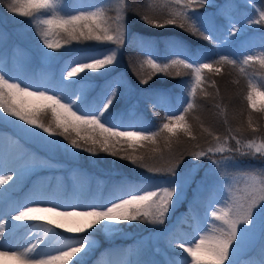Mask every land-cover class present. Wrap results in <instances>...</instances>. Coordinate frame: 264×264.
<instances>
[{"label":"snow or ice","instance_id":"obj_1","mask_svg":"<svg viewBox=\"0 0 264 264\" xmlns=\"http://www.w3.org/2000/svg\"><path fill=\"white\" fill-rule=\"evenodd\" d=\"M208 3L210 0H175L178 9L173 11L163 22L147 16H143L142 19L155 28L178 27L196 38L202 37L217 46L231 42V38L235 37L245 25H264V9H261L258 11V18H249L245 25L239 27L230 16H225V19L228 20L227 31L220 33L219 29H213L210 26L206 13L198 15L195 11L196 7H203ZM66 7L60 10L63 12L61 15L56 10L55 0H10L7 11L32 18L29 23L37 26L40 38L47 49L58 50L64 44H70L73 41H95L114 46L103 52L83 54V58H74L66 67L65 79L67 81L72 82L71 78L80 73L98 72L100 69L114 65L117 62L118 52L125 45L126 19H118L113 26L106 16V11L99 6H94L96 7L95 11L80 9L77 14L67 11ZM37 17L42 18L37 19ZM52 36L61 37L63 44L59 40L49 39ZM143 43L145 47H150L147 42ZM169 43L177 50L174 53L175 58H172L170 63H157L149 53L145 63L151 72L141 80V83L147 84L156 73L171 76V70L180 66L192 70L194 78L189 95L183 102L186 106L182 107L179 114L176 111L167 114L163 118L164 122L160 123L156 130L135 125L131 127H136L137 130H121L122 125L114 120L109 111L118 98L116 89L119 85H114L100 104L88 106L81 95H63L62 90L55 94H49L52 89L39 86L36 87V90H31L32 85L9 75L2 67H0V110H2L0 111V121L11 120V118L22 121L24 122L23 131L40 136L54 147L62 144L54 137H63L71 145L74 153L86 151L95 154L99 149L115 156L119 152H128L129 149L135 150L138 145L144 147L146 146L144 142L156 145L161 136L165 137L170 146L181 133L195 140L196 137L193 135L186 115L195 107L194 100L197 89L201 88L205 82V70L218 75L222 69L214 67L213 62H205L203 59L189 62V56H207L208 54L204 52H191L180 58L183 49L182 43L178 40H170ZM45 55L55 58L54 52H46ZM256 59H259V63L264 65V56L258 58L254 55H247L244 58V63ZM215 63L235 64L236 60H230L228 55L220 54L219 60H216ZM256 92L257 87L252 85L247 95L248 104L252 109H257L254 99ZM261 94L264 95V92ZM153 95L154 103H160L166 94L157 92ZM23 98H31L40 103L35 108H29L23 102ZM259 110L264 111V106ZM49 113L53 118L52 124H46L43 120V117ZM248 123L251 126V119ZM252 131L257 132L258 129L253 127ZM216 139L219 141L220 137H216ZM232 139L236 141L235 148L218 146L208 148L207 151L192 153V155L196 160H199L201 157L211 158L210 153L212 155L222 154L220 159L213 161L214 168L221 172L235 164L237 156L259 154L264 157V141L256 143L249 140L246 144H242L236 137H232ZM0 140H2V136H0ZM153 151L159 152L160 149L154 148ZM226 152L229 154L223 155ZM123 158L131 160L133 164L144 160V157L135 155H125ZM176 159L177 163L166 169L147 168L154 174L163 172L171 177V184H160L156 186V190L139 189L132 186L126 194H121L104 204H61L42 199L37 195L28 203L15 205L10 211H5V197L15 187L21 173L8 167L6 162L0 158V221H4L5 216L8 217L6 223H0V256H11L17 261V264H70V261L72 264H84L83 258L95 245V241L91 239L94 232L115 231L121 223L135 221L163 225L170 211H174L176 205L182 200L186 186H190L195 180V174L199 168L198 164H194L189 174L181 175L177 168L182 162V157ZM141 166L147 167L142 163ZM6 185L7 187H5ZM243 191L245 193L243 197H238L231 203L223 201L226 204L225 207L211 210V227L208 220L205 219L204 225L197 228L190 239H177L170 236L168 238L169 246L174 249H183L187 253V257L177 256L169 259L166 264H240L239 256L257 229L258 219L261 252L264 255V170H261L260 177L247 174ZM141 192L142 194H140ZM217 203H221V201ZM42 204H52V206L41 207ZM41 213H51L60 217L61 220L49 219L48 216L41 215ZM28 221H47L44 229L45 234L54 232L55 227L64 229L68 233H86V235L69 237L68 243L52 251H45L40 247L44 243L41 239L33 241L29 238L25 245L13 246L5 235L7 223L17 227L16 222ZM217 221L221 222L222 227H215ZM117 264H133V262L118 261ZM134 264H155V262L140 260L135 261Z\"/></svg>","mask_w":264,"mask_h":264},{"label":"trees","instance_id":"obj_2","mask_svg":"<svg viewBox=\"0 0 264 264\" xmlns=\"http://www.w3.org/2000/svg\"><path fill=\"white\" fill-rule=\"evenodd\" d=\"M58 1L68 5L67 9H71L74 4H70L72 0ZM87 1L84 0V2ZM122 1L103 0L99 1L101 3L97 5L106 11V16L113 26H115L117 17L126 19L127 30L125 45L121 51L120 68L107 73V75H101V71L104 69H100L98 72H84L76 76L98 81L95 87L86 84L81 94H75L81 95L86 105L100 104L103 101V94L107 92L109 94L114 85H119L116 89L118 98L109 110L114 120L117 122L120 119L123 125L133 123L136 126L145 125L151 130H156L158 128L157 120L162 118L165 112L169 114L171 111H179L183 106H186L183 102L189 95L194 78L192 70L180 66L171 70V76L156 73L147 84L141 83V80L145 79L147 74L151 72L145 63L149 53L156 56L157 63H170V60L175 58L174 53L177 50L169 43L170 40H178L182 43L181 53L183 55L191 52L208 54L204 57L189 56L190 62L203 59L205 62H213L214 67H220L222 70L218 75L205 70V82L201 88L197 89L194 100L195 107L186 115L193 135L196 137L195 140L181 133L178 139L173 140L169 146L165 137L161 136L156 145L144 142L146 145L144 147L138 145L135 150L129 149L128 152H119L115 156L99 149L96 150L95 154L78 151L79 157L76 158V161L81 162L89 171L94 172L88 186L89 196L84 200V204H91L96 199L98 204H104L112 197L126 194L132 186L139 189L153 188L156 179L169 175L163 172L154 174L149 172L147 168L166 169L177 163V157H182V162L179 163L177 171L185 169L187 165L198 163L199 169L195 179L203 176L202 173L205 171L209 178L206 183H212V188L227 185L239 174L250 173L260 177L261 170H264V158L262 159L260 156L259 158L255 155L241 156L226 171L221 172L214 168L209 172L207 165L213 163L215 157L217 160L216 154H209L211 158L201 157L196 160L192 153L207 151L208 148H215L217 145L235 148L237 146L236 141L232 137L239 139L242 144H246L249 140L264 141V111L259 110L262 106L257 105V109H252L247 101L248 92L254 83L264 92V65L259 63V59L244 63V58L247 55L256 56L260 54L264 56V25L249 26L231 38V42L217 46L202 37L196 38L178 27L155 28L142 19L143 16H147L163 22L173 11L178 9L175 0ZM8 3L10 0H0L1 14L8 17L7 23L19 24V20L24 17L7 11ZM261 9H264V0H210V3L203 7H196L195 11L198 15L206 13L210 26L223 33L227 31L228 26V20L225 19V16H230L239 27L249 18H258V11ZM55 37L62 43L61 37ZM89 42L95 41H73L69 45L84 46L83 44ZM143 42H147L150 47H145ZM220 54L228 55L229 59L236 60V63H224L222 65L215 63L216 60H219ZM177 72L180 74L177 75ZM72 82L74 81L72 80ZM157 92L166 94L160 103H154L153 94ZM26 105L33 108L27 103ZM131 110H134V113ZM249 119L252 121L251 126L248 123ZM43 120L46 124H52L51 113L44 116ZM253 127L258 131L253 132ZM216 137H220V140L218 141ZM61 138L64 142H68L63 137ZM154 148H159L160 151L154 152ZM224 154L228 155L229 153ZM125 155L142 156L144 160L133 164L131 160L123 158ZM141 163L147 167L141 166ZM202 164L204 168H202ZM209 174L212 176L209 177ZM23 176L22 188L24 189L29 185L32 178L25 173ZM210 190L206 189L202 192V196L194 199L197 200L195 202L188 199L189 195L194 193L190 190L186 199L173 211V215H177L175 219L171 216L165 220L163 225L151 224L147 221L121 223L119 227H121L122 233L130 231L133 236L131 239L134 245L133 264L135 261H150L153 256H160L159 250L154 252V245L157 244L164 260L168 259L164 254L165 251L174 254L182 253L179 249L173 250L166 241L170 236L175 235L187 239L192 230L191 215L187 205L192 204L196 208L204 207V197L211 194L212 191L210 192ZM172 221L174 223L170 228L168 226ZM211 221L212 219L210 224ZM215 227H222L221 222H215ZM152 228L154 234L158 232L156 234L157 239L154 240L151 235L144 238L146 232ZM94 233L99 237L102 244L110 246L108 251L110 264H117L118 261H121L123 250L121 246H117L115 243L117 240L115 236L107 235L104 230ZM246 257L248 264H264L261 238ZM241 264L243 263L241 262Z\"/></svg>","mask_w":264,"mask_h":264},{"label":"rangeland","instance_id":"obj_3","mask_svg":"<svg viewBox=\"0 0 264 264\" xmlns=\"http://www.w3.org/2000/svg\"><path fill=\"white\" fill-rule=\"evenodd\" d=\"M119 1L123 2L122 0ZM55 3L57 5L56 10L62 15L63 12L60 10L64 9L65 6H67V11L77 14V11L80 9L95 11L96 7L94 6H97L101 2L98 0H88L87 2H84V0H72L70 4H74L72 5L71 9H67L69 6L66 4H61V2L58 0H55ZM39 18L42 17H37V19ZM31 19L32 18L30 17H24L19 20V24H10L6 22L8 17H6L5 14L3 16L0 10V67H2L9 75L32 85L33 87L31 90H36L37 86L41 88L47 87L52 89L49 94H55L57 91L62 90L63 95H75L76 93L81 94L83 87L84 85L86 86V84L90 85L91 87H95L98 81H92L90 78L88 79L82 76L79 78H71V81L73 80L75 83L67 81L65 79L66 67L74 58H83V54L103 52L114 46L108 43L89 42L83 44L84 46L64 44L60 50L47 49L40 38V35L37 31V26L35 24L30 25L29 21ZM118 19H122V17H117V20ZM245 22L243 25H245ZM248 27L249 26L245 25L240 32H242L244 29H247ZM49 39L56 40V37L52 36L49 37ZM121 51L122 49L117 54V62L114 65L108 66L106 69L102 70L101 75H107V73H111L112 71H116V69L120 68ZM46 52H54L55 58H49L45 55ZM64 52H66V54H64ZM181 56L184 57L183 54ZM256 56L261 57L260 54H257ZM152 58L156 60L155 55H152ZM253 85L257 87V92L254 95L256 105L264 106V95L261 94L263 91L258 88L257 84L254 83ZM107 95L108 92L106 94L104 93L102 98ZM23 101L33 108L37 107L40 103L31 98H23ZM179 111H176V113L179 114ZM131 112L134 113V110H131ZM167 114L168 113L165 112L164 115H162V118L157 120L158 126L160 123L164 122L163 118ZM117 122L122 125L121 130H137L136 127H131L135 125L133 123H130L129 125H123L120 119ZM23 123L24 122L22 121H16L15 118H11V120L0 121V136H2V140H0V158L6 162L8 167L14 168L21 173L19 180L15 184V187L5 197L4 209L10 211L15 205L28 203L37 195H39V197L42 199L52 200L53 202H58L61 204H84V200L89 196L88 186L91 178L94 176V172L91 170L89 171V169L84 167L81 162L76 161V158L79 157L78 152L74 153L71 149V145L68 142H64L61 137H54V139L62 142L61 145H57L55 147L51 146L40 136L23 131ZM37 131L39 130L37 129ZM44 136H47V134H44ZM254 142L261 143L259 140H255ZM64 145H67V147H64ZM218 146L222 145H217L216 147ZM13 155H15V159H12ZM221 155L222 154L220 153H216L217 160L220 159ZM255 156L259 158L260 155L255 154ZM238 157L241 156H237L236 159H238ZM261 158L263 159L264 157ZM214 160H216V157ZM192 166L193 165L191 164L187 165L185 169L178 172L181 175H187L192 169ZM202 168H204L203 164ZM213 169L214 165L211 162L207 165V170L210 172ZM23 173H27L26 175H29L32 178L29 181V185H27V187L24 189L22 188V179L24 177ZM202 174L203 176H201L199 179H195L190 186H186L185 194L182 200L176 205V207L179 206V204H181L183 200L186 199L187 193L190 190L194 193L190 194L188 199L194 202L197 201L194 199L202 196V192H204L206 189H211L210 192L212 191L211 194H208V196H203L205 200L204 207L196 208V206H193L192 204L187 205L191 215L190 221L192 222V230L187 239L192 237L197 228L204 225L205 219L208 220L209 226L211 227V210H218L220 207H225L226 204L223 203V201L231 203L238 197H243L245 195L243 188L247 174H239V176H236L231 181H229L227 185L216 188H212V183H206V180L209 178L206 176L205 171ZM211 176L212 175L209 174V177ZM9 183L11 184L12 182ZM171 183L172 180L170 175L164 178L160 177L156 179L155 183L153 184V188L151 189L156 190V186L160 184L168 185ZM5 187H7V185ZM200 190L201 193H199ZM140 194H142V192ZM9 201L12 203L10 204ZM218 201H221V203H217ZM91 204H98V200H94L91 202ZM40 206L51 207L52 204H42ZM173 213V211H170L168 218L172 216L175 219L177 215H173ZM41 215H46L49 219H55L58 221L61 220L60 217H56L51 213H41ZM7 220L8 217L5 216L4 221H0V223H6ZM16 223L18 225L17 227H13L11 223H7L6 225L7 231L5 235L6 238L10 240V242L13 240H21L23 245H25L29 238H31L33 241L35 239H41L44 241V243L40 247L45 251H52L63 246L64 244L68 243L69 237L86 235V233H68L64 229L55 228L54 226V232H48L45 234L44 229L47 221H28ZM172 223H174V221H172L168 227L171 228ZM259 228L260 224L258 219L257 229L251 236L250 242L242 250L239 256L240 264L241 262L243 264H248V258L246 255L249 254V251L253 249L254 245L257 244L261 238ZM152 230L153 228L146 232L144 238L151 235L154 240H156V234H158V232L154 234ZM105 233L113 237L115 236L117 239L115 243L117 246H121V249L123 250V258L121 261L132 262L134 245L131 242V239L133 238L131 232L124 231V233H122L121 227L118 226L117 230L107 232L105 231ZM174 237L177 239H183V237L179 235H175ZM91 239L95 241V245L93 249L89 251L88 255L83 258L84 264H110L108 257L110 246L108 244H102L99 237L95 233ZM167 242L168 240L166 243ZM157 250H159L160 256H153L150 260L155 262V264H166L169 259L177 256L187 257V253H185L183 249H179L182 251V253L174 254L172 252L165 251L164 254H166L168 259L164 260L158 244L154 245V252L156 253ZM173 250L175 249L173 248ZM188 259L190 260V257H188ZM0 264H17V261L11 256H0Z\"/></svg>","mask_w":264,"mask_h":264},{"label":"bare ground","instance_id":"obj_4","mask_svg":"<svg viewBox=\"0 0 264 264\" xmlns=\"http://www.w3.org/2000/svg\"><path fill=\"white\" fill-rule=\"evenodd\" d=\"M98 1H103V0H98ZM9 203H10V201H9ZM12 203V202H11ZM10 203V204H11ZM8 206H10V205H8ZM5 211H7V210H5ZM11 244L13 245V246H22L23 245V242H21V240H13V241H11Z\"/></svg>","mask_w":264,"mask_h":264}]
</instances>
